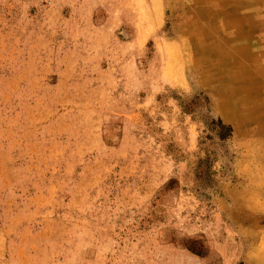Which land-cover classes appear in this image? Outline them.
I'll return each mask as SVG.
<instances>
[{
	"label": "rangeland",
	"instance_id": "rangeland-1",
	"mask_svg": "<svg viewBox=\"0 0 264 264\" xmlns=\"http://www.w3.org/2000/svg\"><path fill=\"white\" fill-rule=\"evenodd\" d=\"M189 1L0 0V264H264V110L197 54L258 33Z\"/></svg>",
	"mask_w": 264,
	"mask_h": 264
},
{
	"label": "bare ground",
	"instance_id": "bare-ground-1",
	"mask_svg": "<svg viewBox=\"0 0 264 264\" xmlns=\"http://www.w3.org/2000/svg\"><path fill=\"white\" fill-rule=\"evenodd\" d=\"M189 2L194 5V12L197 13V16L196 20L189 23L190 26L187 27H191L195 33L203 34V32L209 31L206 28V26H209L207 23L209 18L215 15L220 7L229 5V2L233 5V8L240 10L252 32L258 33L256 41L245 40V45L239 44L240 40L242 41L239 37L236 44L230 43L228 40L217 39L212 29L209 32L210 39L197 38V41H199L197 43L201 44L199 45L201 48L199 50L197 48V54L199 55L197 56L208 65L206 69L208 79L206 80L209 83H214L221 79L225 83L221 96L225 110L228 113H235L238 118H245L252 122L258 121L261 118L260 112L264 110V97L262 102L252 99L247 92L249 89L246 87V83L252 84L253 81H259L260 85L264 84L262 83V77H260L264 73V1L190 0ZM189 35L192 36V33ZM257 76L258 79H256ZM229 80L233 85L235 83L240 85L235 84L236 86L233 88L228 84ZM236 88L240 91L238 97H235L238 92H236Z\"/></svg>",
	"mask_w": 264,
	"mask_h": 264
}]
</instances>
